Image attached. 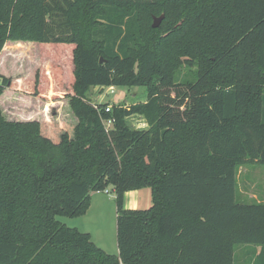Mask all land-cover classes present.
I'll return each instance as SVG.
<instances>
[{"label":"trees","instance_id":"trees-1","mask_svg":"<svg viewBox=\"0 0 264 264\" xmlns=\"http://www.w3.org/2000/svg\"><path fill=\"white\" fill-rule=\"evenodd\" d=\"M8 43L53 61L36 83L0 73V97H67L76 122L0 105V264H235L240 244L245 264H264V198L237 182L240 166L264 165V0H0V55ZM97 86H142L146 99L105 111L88 101ZM108 185L116 254L57 219ZM144 187L150 206L124 208Z\"/></svg>","mask_w":264,"mask_h":264},{"label":"rangeland","instance_id":"rangeland-1","mask_svg":"<svg viewBox=\"0 0 264 264\" xmlns=\"http://www.w3.org/2000/svg\"><path fill=\"white\" fill-rule=\"evenodd\" d=\"M35 43L45 45L41 42ZM57 52L61 53L62 51L58 49ZM52 57V53L41 55L40 49L34 44L18 47L8 43L0 55V73L12 78V80L17 78L20 82L36 83L39 77V68L51 64ZM63 58L66 59V57ZM64 64L65 71L63 69V73L67 80L69 77L71 80V58L68 57ZM186 71V69H182L178 79L185 78ZM109 89V87H93L88 94V101L92 104L106 102L111 106L120 104L129 106L146 99L145 88L142 86H114L113 92H110ZM22 92L20 88L14 89L10 86L4 89L0 97V105L8 118L27 117L28 119L36 118L40 122H76V118L68 105L67 97L59 101H46V99L37 98L33 94L26 95ZM26 109L29 110L27 113ZM126 121L131 127H146L145 120L140 115H131L126 118ZM239 168L237 182L241 195H246L248 198H264V165L253 163L242 165ZM244 198L240 199L243 200ZM123 201L124 208H147L152 202L150 188L128 190L124 193ZM57 219L68 227H75L83 233H88L91 240L105 252L117 253L116 202L112 185H108L102 192L92 193L90 205L84 214L77 217L58 216ZM235 258V264H245L247 261L248 256L244 252L243 245L236 246Z\"/></svg>","mask_w":264,"mask_h":264},{"label":"water","instance_id":"water-1","mask_svg":"<svg viewBox=\"0 0 264 264\" xmlns=\"http://www.w3.org/2000/svg\"><path fill=\"white\" fill-rule=\"evenodd\" d=\"M164 17V14H161L159 16H154L153 17V21H152V27L156 28L159 26V24L161 23L162 19ZM100 61H102V59H100Z\"/></svg>","mask_w":264,"mask_h":264},{"label":"built area","instance_id":"built-area-1","mask_svg":"<svg viewBox=\"0 0 264 264\" xmlns=\"http://www.w3.org/2000/svg\"><path fill=\"white\" fill-rule=\"evenodd\" d=\"M110 89V92H113V90H114V86H108ZM95 105V104H94ZM95 107H97L96 105H95ZM110 109H111V105H106V107H105V111H110ZM112 123V119H108V120H106L105 121V125L106 126H109L110 124Z\"/></svg>","mask_w":264,"mask_h":264},{"label":"crops","instance_id":"crops-1","mask_svg":"<svg viewBox=\"0 0 264 264\" xmlns=\"http://www.w3.org/2000/svg\"><path fill=\"white\" fill-rule=\"evenodd\" d=\"M22 44H24V43H22ZM27 45H29V44H31V43H26ZM27 111H26V113L29 111L28 109H26ZM146 124V123H145ZM239 171H240V168H239ZM92 196V195H91ZM259 199V198H258ZM117 245V244H116ZM117 252H118V248H117ZM116 254V253H115Z\"/></svg>","mask_w":264,"mask_h":264}]
</instances>
